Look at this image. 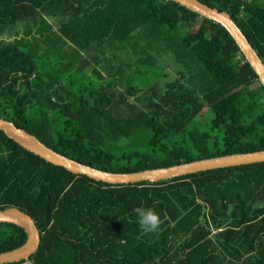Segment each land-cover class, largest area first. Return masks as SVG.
Segmentation results:
<instances>
[{"label": "trees", "instance_id": "1", "mask_svg": "<svg viewBox=\"0 0 264 264\" xmlns=\"http://www.w3.org/2000/svg\"><path fill=\"white\" fill-rule=\"evenodd\" d=\"M198 1L228 13L264 64V0ZM94 49L105 51L104 73L98 55L85 56ZM151 52H170L183 69L162 93ZM0 119L113 173L264 150L255 73L221 25L169 0H0ZM136 207L160 216L158 232L141 230ZM8 208L41 237L28 261L8 264H264V162L110 185L0 132ZM25 241L0 223V253Z\"/></svg>", "mask_w": 264, "mask_h": 264}, {"label": "water", "instance_id": "2", "mask_svg": "<svg viewBox=\"0 0 264 264\" xmlns=\"http://www.w3.org/2000/svg\"><path fill=\"white\" fill-rule=\"evenodd\" d=\"M169 1L175 2L200 17L221 25L233 39L240 53L255 73L259 84L264 89V64L228 13L211 8L198 0ZM0 132L47 163L62 167L73 174L86 176L96 182L110 185H128L141 182L154 183L199 172L264 162V150H260L200 159L164 168L129 173H113L95 169L69 159L45 146L32 134L4 119H0ZM0 223L16 225L23 229L26 234V241L20 247L0 253V264L28 261L38 250L41 238L34 220L17 208H8L0 210Z\"/></svg>", "mask_w": 264, "mask_h": 264}, {"label": "rangeland", "instance_id": "3", "mask_svg": "<svg viewBox=\"0 0 264 264\" xmlns=\"http://www.w3.org/2000/svg\"><path fill=\"white\" fill-rule=\"evenodd\" d=\"M50 22L54 23L53 20H50ZM16 32H19V26L12 28V30H9L8 32H5V34H3L1 39L5 40V41L12 40V37H13L14 33H16ZM106 52H108V51H106ZM104 54H105V51H104V53H102L98 49H94L89 54H85V56L90 58L91 56L98 55L100 60H101V63L97 67L100 69V71H102L104 73L103 68H101V65L104 62L103 61ZM151 54L156 59V61H155L156 65L158 67L162 68V70H163V74L161 75L159 82H158L160 93H162L164 90L165 84L169 81L176 79L178 77V72L182 71L183 69H182L181 64L175 61L173 55L170 52H160L158 54L151 52ZM129 56L132 57L133 59L137 58V56H134L133 54H129ZM119 57L122 60H125L126 59V53L120 52ZM204 114H205V112H204Z\"/></svg>", "mask_w": 264, "mask_h": 264}, {"label": "clouds", "instance_id": "4", "mask_svg": "<svg viewBox=\"0 0 264 264\" xmlns=\"http://www.w3.org/2000/svg\"><path fill=\"white\" fill-rule=\"evenodd\" d=\"M133 213L137 217V222L141 230L145 233L158 232L163 221L160 216L150 208L136 207Z\"/></svg>", "mask_w": 264, "mask_h": 264}, {"label": "flooded vegetation", "instance_id": "5", "mask_svg": "<svg viewBox=\"0 0 264 264\" xmlns=\"http://www.w3.org/2000/svg\"><path fill=\"white\" fill-rule=\"evenodd\" d=\"M221 229H219V230H216V231H213L212 232V235H214V233H216V232H218V231H220Z\"/></svg>", "mask_w": 264, "mask_h": 264}]
</instances>
